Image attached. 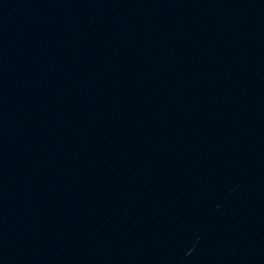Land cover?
<instances>
[{"label": "water", "instance_id": "obj_1", "mask_svg": "<svg viewBox=\"0 0 264 264\" xmlns=\"http://www.w3.org/2000/svg\"><path fill=\"white\" fill-rule=\"evenodd\" d=\"M0 264H264V0H0Z\"/></svg>", "mask_w": 264, "mask_h": 264}]
</instances>
